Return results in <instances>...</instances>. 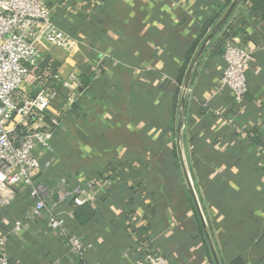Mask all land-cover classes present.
Returning <instances> with one entry per match:
<instances>
[{"label":"crops","instance_id":"0c3cea01","mask_svg":"<svg viewBox=\"0 0 264 264\" xmlns=\"http://www.w3.org/2000/svg\"><path fill=\"white\" fill-rule=\"evenodd\" d=\"M227 2L51 0L53 20L72 38V49L51 48L47 54L61 64V98L46 122L63 110L69 92L63 80L69 74H75L82 96L57 137L67 141L69 153L49 176L66 177L74 186L108 176L114 180L91 203L98 215L84 233L97 246L85 262L136 264L151 251L172 264H215L178 165L177 128L187 70ZM226 38H238L254 57L242 103L218 87ZM184 133L222 264H264V14L247 3L195 70ZM39 156L41 164L50 159L45 152ZM32 204L20 191L10 207H0V230H9ZM8 254L10 264H80L42 219L12 238Z\"/></svg>","mask_w":264,"mask_h":264},{"label":"built area","instance_id":"2783aa9c","mask_svg":"<svg viewBox=\"0 0 264 264\" xmlns=\"http://www.w3.org/2000/svg\"><path fill=\"white\" fill-rule=\"evenodd\" d=\"M50 2L0 0V207H10L20 191L27 192L33 201L24 217L14 220L9 230H0V264H10L8 246L12 238L23 235L38 219L45 220L80 264H104L85 262L97 245L87 234L70 230L68 222L75 206L94 202L98 193L112 186L114 180L108 176L89 180L86 186H74L66 177L49 176L59 160L55 142L64 119L82 96L75 86V74H69L63 80L69 89L62 100L63 110L51 124L46 122V113L61 96L58 87L41 83L34 69L51 48L65 52L72 49V38L53 20ZM223 60L218 87L228 89L234 100L242 103L248 92L247 71L254 60L252 52L238 38H226ZM40 152L50 157L44 164ZM261 166L264 169V152ZM136 264L172 262L150 251Z\"/></svg>","mask_w":264,"mask_h":264},{"label":"water","instance_id":"95a60500","mask_svg":"<svg viewBox=\"0 0 264 264\" xmlns=\"http://www.w3.org/2000/svg\"><path fill=\"white\" fill-rule=\"evenodd\" d=\"M243 4V0H231L227 8L224 10L221 17L218 19V21L215 23L213 28L210 30V32L206 35L203 42L199 46L198 50L196 51L190 66L187 70L186 77L184 80L183 85V91H182V97L180 101V108L178 113V128H177V134H178V149H179V155L181 164L183 167L184 174L186 176L188 186L191 192V195L193 197L197 212L199 214L202 226L205 230V234L207 237V240L209 242L215 264H222L217 247L215 245L208 218L206 216V212L202 203V199L200 197V194L198 192V189L196 187L193 174L190 168V164L188 161L187 151L185 148V133H184V119H185V111L187 108V102L189 97V90L191 86V82L195 73V70L200 63L201 59L203 58L206 50L208 47L212 44V42L216 39L217 36L221 35L224 29L227 27L229 21L231 18L235 15L237 10L240 8V6Z\"/></svg>","mask_w":264,"mask_h":264},{"label":"trees","instance_id":"16d2710c","mask_svg":"<svg viewBox=\"0 0 264 264\" xmlns=\"http://www.w3.org/2000/svg\"><path fill=\"white\" fill-rule=\"evenodd\" d=\"M230 2L231 0H228L224 10L227 8ZM244 3H247L249 5L250 10L254 11L255 13L264 14V0H243V4ZM60 66L61 64L59 61H57L56 59L52 58L49 55H46L39 64V66L34 69V74L38 77L41 83L43 84L46 83L52 87H59L60 83L57 74ZM81 79L84 85H88L90 83L89 78L86 77L85 75H82ZM77 104H79V100L75 103V107L77 106ZM177 161H178V165L182 167L179 154H177ZM192 174L196 184L197 182L195 180L194 173L192 172ZM197 189L199 188L197 187ZM130 201H133V199L131 198ZM97 215H98V208L94 207L91 203H85L82 205L75 206L73 208V220L71 223V227L72 225L74 227L73 232L78 234L84 233L85 228L96 219ZM76 261L77 263L78 262L80 263V261L78 260Z\"/></svg>","mask_w":264,"mask_h":264},{"label":"rangeland","instance_id":"374dc122","mask_svg":"<svg viewBox=\"0 0 264 264\" xmlns=\"http://www.w3.org/2000/svg\"><path fill=\"white\" fill-rule=\"evenodd\" d=\"M70 129L73 130V126H70ZM55 143H56V154L58 155L59 160L62 159L60 161V164L58 163L60 168H61L63 166L62 161L65 160L64 156H67L69 153V151H68L69 145L67 144V141H65V140L63 141V137L56 140Z\"/></svg>","mask_w":264,"mask_h":264}]
</instances>
